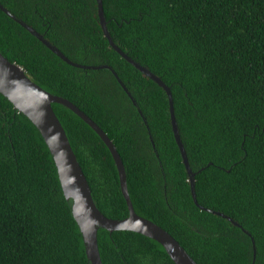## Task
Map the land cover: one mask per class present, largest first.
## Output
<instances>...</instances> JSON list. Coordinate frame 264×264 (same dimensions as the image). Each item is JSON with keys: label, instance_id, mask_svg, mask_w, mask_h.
I'll return each mask as SVG.
<instances>
[{"label": "trees", "instance_id": "16d2710c", "mask_svg": "<svg viewBox=\"0 0 264 264\" xmlns=\"http://www.w3.org/2000/svg\"><path fill=\"white\" fill-rule=\"evenodd\" d=\"M0 3L72 62L112 67L131 92L138 106L112 71L68 64L0 9L1 53L108 135L140 217L197 264H254L253 239L255 264H264V0H103L115 44L172 92L199 205L239 226L195 203L169 97L110 45L97 0ZM53 109L98 209L127 219L105 142L69 108ZM98 244L103 264H175L161 244L132 231L99 230ZM0 264H89L43 136L1 93Z\"/></svg>", "mask_w": 264, "mask_h": 264}, {"label": "water", "instance_id": "95a60500", "mask_svg": "<svg viewBox=\"0 0 264 264\" xmlns=\"http://www.w3.org/2000/svg\"><path fill=\"white\" fill-rule=\"evenodd\" d=\"M99 18L105 34L109 40L110 45L128 62L141 71L145 76L151 78L158 85H160L167 93L170 102L171 122L173 126L176 142L180 148L183 163L189 175L191 183L192 195L195 203L204 211L224 217L239 226L233 219L229 218L223 213L208 210L199 205L196 193V174L192 171L188 159V154L181 139L178 123L175 115L174 100L170 88L149 69L142 66L125 54L114 42L111 33L107 26L105 18L103 0H97ZM2 9L8 16L20 23L31 34L36 36L43 44H45L51 51L62 58L68 64L82 68L85 70H102L107 69L114 73L118 81L123 86L129 97L136 106L137 102L127 89L117 73L110 66H82L76 64L66 58L55 46H53L46 38L26 24L24 21L16 17L8 9L0 3ZM0 93L8 99L14 107L37 127L43 136L56 164L59 179L66 200L71 209L79 228L83 234L84 245L89 264H103L99 244L98 233L99 230H107L109 232L116 231H132L150 239L155 240L161 244L170 258L175 264H197V262L188 254V252L181 246V244L166 230L150 220L140 217L134 209L130 193L128 190L127 174L122 158L115 147L114 143L108 135L82 110L67 99L50 94L34 83L26 74L24 69L15 63H11L0 51ZM60 104L78 115L85 121L105 142L109 148L115 163L117 165L122 193L127 201L129 207V217L124 220H113L106 217L97 207L92 189L88 179L78 161V158L73 150L65 128L56 115L53 104ZM140 113L142 111L139 109ZM145 122L146 119L144 118ZM147 123V122H146ZM151 140L153 142L152 136ZM154 144V142H153ZM162 166V165H161ZM163 169V166H162ZM164 172V169H163ZM165 175V174H164ZM254 248V264L257 256L256 243L253 239Z\"/></svg>", "mask_w": 264, "mask_h": 264}]
</instances>
